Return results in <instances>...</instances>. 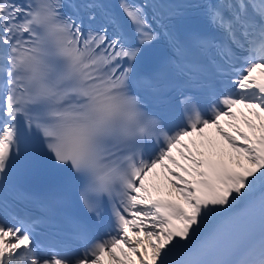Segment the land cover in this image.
<instances>
[{
  "label": "snow or ice",
  "instance_id": "obj_1",
  "mask_svg": "<svg viewBox=\"0 0 264 264\" xmlns=\"http://www.w3.org/2000/svg\"><path fill=\"white\" fill-rule=\"evenodd\" d=\"M156 7L0 0V184L35 134L87 212L110 210L103 236L72 221V250L39 239L42 218L0 208V264H264V0H203L211 33L166 30L171 55L142 76ZM201 59L220 90L206 109L181 93L169 127L140 92L169 72L201 86Z\"/></svg>",
  "mask_w": 264,
  "mask_h": 264
}]
</instances>
